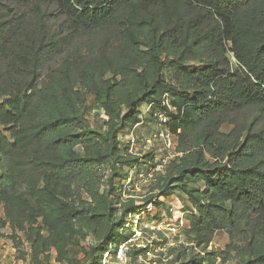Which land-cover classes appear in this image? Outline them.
Here are the masks:
<instances>
[{
    "label": "trees",
    "instance_id": "1",
    "mask_svg": "<svg viewBox=\"0 0 264 264\" xmlns=\"http://www.w3.org/2000/svg\"><path fill=\"white\" fill-rule=\"evenodd\" d=\"M165 94L178 143L157 186L193 207L176 261L264 264V0H0V238L7 223L17 244L40 219L75 223L93 232L91 256H116L129 214L154 197L123 200L115 180L155 157L121 136L143 103L168 110ZM219 230L226 249L192 254Z\"/></svg>",
    "mask_w": 264,
    "mask_h": 264
},
{
    "label": "rangeland",
    "instance_id": "2",
    "mask_svg": "<svg viewBox=\"0 0 264 264\" xmlns=\"http://www.w3.org/2000/svg\"><path fill=\"white\" fill-rule=\"evenodd\" d=\"M236 62V60H234ZM92 97L88 96L91 103ZM142 122L132 129L139 140L147 137L155 128L156 120L150 110V105L143 103L141 106ZM91 126H102L107 120L99 108H90L87 112ZM231 125H225L224 131H229ZM131 132V133H132ZM130 133V134H131ZM121 136V144L127 147L128 138ZM157 151L156 148L148 152ZM160 156V153H158ZM106 177L109 176L110 166L104 167ZM127 178L116 179L115 184L122 186L123 200L134 199L144 203L148 196L153 195V202L145 208L133 211L128 216V223L121 229L127 236L123 243L122 258L118 254L114 257L99 259L96 255L89 254V244L95 240L91 229L80 224L71 223L62 229L50 230L44 226L42 219L33 228L18 230L17 236L21 243L17 244L11 238L12 229L9 223L3 228L4 236L0 238V264H180L176 261L178 256L190 253V243L185 235L189 227L188 215L193 209L191 203L174 189L168 194H161L157 186V178L163 173L153 172L150 165L138 168H126ZM87 198V194L84 193ZM160 201V205L156 202ZM155 204V205H154ZM0 216L4 217L3 207H0ZM87 232V238H80L78 228ZM229 236L226 231L219 230L207 250L195 247L193 255H204L214 250L217 254L226 249ZM137 252V253H135ZM96 262V263H95ZM203 264H208L204 261ZM216 264H223L218 258ZM226 264H238V260H231Z\"/></svg>",
    "mask_w": 264,
    "mask_h": 264
},
{
    "label": "built area",
    "instance_id": "3",
    "mask_svg": "<svg viewBox=\"0 0 264 264\" xmlns=\"http://www.w3.org/2000/svg\"><path fill=\"white\" fill-rule=\"evenodd\" d=\"M232 60H236L233 54ZM163 105L166 106L168 110H159L154 112L153 115L156 120L155 128L147 137L139 140V137L134 135L133 132L126 136L128 138V152L132 155L140 157L141 161L144 160L146 154L151 152L154 153L155 163L150 167V169L157 173L163 172L168 161L177 154L176 147L178 143V134L172 132L169 127V124L172 121L170 112H176V107L171 104L169 94L164 95ZM143 116L144 114H142V117ZM153 148H156L157 151L148 152ZM158 153H160V156ZM122 245L123 244H121L119 248L123 247ZM122 253L123 250L117 251L120 258H122ZM105 254L109 257V252H106Z\"/></svg>",
    "mask_w": 264,
    "mask_h": 264
}]
</instances>
